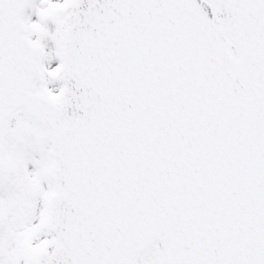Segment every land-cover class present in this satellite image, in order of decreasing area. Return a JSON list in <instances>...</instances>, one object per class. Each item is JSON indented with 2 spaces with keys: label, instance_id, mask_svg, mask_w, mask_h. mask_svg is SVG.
<instances>
[{
  "label": "snow or ice",
  "instance_id": "snow-or-ice-1",
  "mask_svg": "<svg viewBox=\"0 0 264 264\" xmlns=\"http://www.w3.org/2000/svg\"><path fill=\"white\" fill-rule=\"evenodd\" d=\"M0 264H264V0H0Z\"/></svg>",
  "mask_w": 264,
  "mask_h": 264
}]
</instances>
